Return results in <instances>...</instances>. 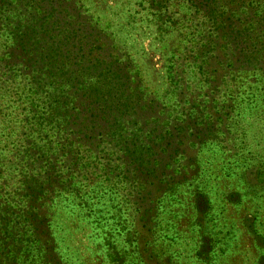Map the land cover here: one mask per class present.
<instances>
[{
	"label": "rangeland",
	"instance_id": "1",
	"mask_svg": "<svg viewBox=\"0 0 264 264\" xmlns=\"http://www.w3.org/2000/svg\"><path fill=\"white\" fill-rule=\"evenodd\" d=\"M0 12V51L13 27H33L49 57L64 43L54 86L83 110L73 124L105 137L45 135L33 146L53 150L24 172L28 155L0 146L12 167L0 264H264V0H0ZM27 87L0 71V129L32 116Z\"/></svg>",
	"mask_w": 264,
	"mask_h": 264
},
{
	"label": "trees",
	"instance_id": "2",
	"mask_svg": "<svg viewBox=\"0 0 264 264\" xmlns=\"http://www.w3.org/2000/svg\"><path fill=\"white\" fill-rule=\"evenodd\" d=\"M2 14L3 13L0 12V15ZM58 23L59 21L57 19L52 25H58ZM60 26L62 29L63 26L61 20ZM64 29L69 38L73 37L70 36L72 33H70L67 28ZM49 31L54 34V31L50 28ZM7 36L10 37L12 41L6 45L7 50L0 51V71H2L3 74L7 73L9 80L14 79L16 76L21 80H26V85H28L27 91L29 93V103L31 104L29 113H32L30 118L27 114L21 113V122L23 123L19 122L21 125L20 132L14 134V131L10 130L7 125L0 129V136H5V139H0V144H2L0 146L3 150H7L8 146L11 145L10 150L14 152V155H28L26 165L19 167V171L24 172L23 170L25 168L27 169L31 164H36V162H30V160H32L31 157H42L45 154V151L48 152L53 150L50 147H45V145L42 146L39 144L33 146L35 140H43L45 135L56 134L57 136L64 135L73 138H85L88 137V135H94L99 137V141L104 140L105 137L102 134L97 135L92 133L97 124H93L89 128L90 131L87 128H79L77 123L75 125L73 124L83 110L79 107L73 106L71 103L69 105V101L61 95L62 92L54 86V76L65 67L63 59L66 47L64 46V43L62 41L59 42L58 46L54 49V56L49 57L46 54L48 47L43 46L40 38L37 39L36 42L34 41L35 31L33 27H26L24 30L21 28L15 29L13 27V29L7 31ZM44 37L45 34L43 33V38ZM61 57H63V59H60ZM17 65L18 67L15 70V66ZM69 91H73L76 96H79L78 91H76L72 85H68L65 93ZM76 99H78V97ZM66 101L68 103L65 104ZM32 107L34 109H32ZM115 109L117 113H119L118 115L123 114L121 113V107L115 106ZM69 111L73 114L70 117L68 116ZM106 111L107 110L104 107H101V111L100 109L98 110V115L99 112L106 113ZM87 114L90 118L94 117L93 112H87ZM42 127L47 129L46 133L43 132ZM99 132H101V130H99ZM10 135L14 138V144L8 143ZM39 166L41 165L39 164ZM46 167L53 168L54 166L51 164L46 165L45 168ZM11 168V165L7 166L0 162V178L2 179L0 182V192L2 191V188H6V179L3 177L2 171L3 173H8L12 170ZM15 168L13 171L16 170ZM42 171L43 169L38 172L40 173ZM24 181L25 180H22L23 183ZM33 182L38 183L39 180H34ZM54 182L55 181L52 179L46 178L40 180L38 185L46 184L50 190L52 189L50 192H53V188H55L53 187ZM56 183H59V181H56ZM25 188L33 189L27 187L26 184ZM33 191L34 192L30 196L31 198L36 199L37 194H35L34 189ZM39 198L40 197H38V199Z\"/></svg>",
	"mask_w": 264,
	"mask_h": 264
}]
</instances>
